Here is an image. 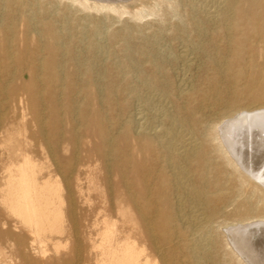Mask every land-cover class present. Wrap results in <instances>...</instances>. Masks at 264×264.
<instances>
[{
    "label": "bare ground",
    "instance_id": "1",
    "mask_svg": "<svg viewBox=\"0 0 264 264\" xmlns=\"http://www.w3.org/2000/svg\"><path fill=\"white\" fill-rule=\"evenodd\" d=\"M127 1L0 0V264H207L213 216L234 199L218 160L264 199V0ZM73 5L135 20L170 14V35L183 40L168 60L181 66L176 81L127 24L108 31ZM161 34L139 40L156 46ZM199 54L214 69L217 110L190 105L208 98L186 76ZM253 54L261 68H249ZM144 63L149 76L137 71ZM234 75L249 77L250 94L218 101V81L237 88ZM16 106L17 123L7 115ZM34 141L50 165L27 150ZM95 189L106 195L92 206ZM238 209L225 245L237 264H264V215Z\"/></svg>",
    "mask_w": 264,
    "mask_h": 264
},
{
    "label": "rangeland",
    "instance_id": "2",
    "mask_svg": "<svg viewBox=\"0 0 264 264\" xmlns=\"http://www.w3.org/2000/svg\"><path fill=\"white\" fill-rule=\"evenodd\" d=\"M130 1H127L125 4H131ZM64 4L68 5L65 1H61V2H59L58 6L61 7ZM72 7H76V8H72ZM70 9L75 11V13H78V16L87 15L88 17H96V18L98 17L99 18V16H100L101 17L100 19L104 18L101 20L103 22L102 25H104L102 27H104V29H106L108 31L111 29H116L120 26H123L124 24H127L131 28V33L133 34V40H132L133 42L132 43H134L136 45V44H138V42H144L147 44L146 45L147 51L150 52L151 54H154V57H156V59H158V60H164L165 59L163 61V63L161 64L162 70L166 74L165 78L168 81H171L173 83L176 81V75H178L177 73L180 71L179 68L181 66L179 65V63H176V62L173 65V64L169 63L168 60H171L174 56H176L177 49H179L180 44L183 42V40L181 38H174V36L170 35L171 34L170 32L172 31L171 30V23L174 20V18L169 16L170 14L163 16V13H156L154 16H146V17L142 18L141 20H135L130 16L129 13L119 15V14H114V13L112 14V13H109L106 11H102L101 13L95 14L91 10L83 11V10H81L80 7H78L76 5L71 6ZM154 27L161 30L162 34H161V37H159L158 44H156V46L151 47L148 45V42H147L150 39L148 38L144 41L139 40V35L143 34V33H148L150 31V28L155 29ZM136 28H140L141 32L135 31L134 29H136ZM184 42L187 43L186 41H184ZM75 46H77L75 48V51L78 52L80 50V48H82L83 44L75 45ZM114 48H117L116 45L114 46ZM152 50H153V52H152ZM210 53H211V50L210 51L207 50V54H210ZM117 56H119L118 53H117ZM252 56L253 57L251 58V61L253 62V64L250 65L249 68L251 66H254V63L258 64V67L261 68L260 65H261L262 61L259 58L255 57L254 54ZM102 57H104V55ZM195 57H196L195 62H194L195 68H193L191 71H189L190 73L188 72L186 74V76L189 77V81L191 83V89L192 90H198L199 89V90L203 91L205 93V95H207L208 98L206 100L201 101L197 97L193 101L190 102V105L192 106V105H197L198 103H200L202 106L205 107L204 110L206 112L209 111L208 109L217 110V109H219L218 108L219 106L217 108L212 107V105L210 106V104H212L211 100L213 101V99H211L210 96L213 95L212 90L215 87L214 81L212 80L214 69L212 68V66H209L206 63L207 61L205 60L204 56L199 54V56H195ZM244 57H246V56H244ZM86 58H87V56H84V59H86ZM247 58H244L242 60L243 63L247 62V60H246ZM243 63L238 68L241 70L248 69V64H243ZM138 67H139V69L137 70L138 73L143 72V74L145 76H149L150 70L148 69L146 63L138 65ZM236 69L237 68L229 69L228 71H226L227 75L233 74V72L236 71ZM234 76H236V78H235L236 87L237 88L242 87V89L244 90V91H241L242 95L237 94L238 93L236 91L237 88H235L233 85H228V82H226L224 80H219L218 85L220 86L222 91H220L219 96L217 97L218 99H220L218 101H221V102H228L229 101V102L235 103L237 101V100L234 101L235 99L240 98V97L244 98L250 94L252 88L249 87V83H248L249 77H247L246 75H234ZM139 97H140L139 100L141 102V100H144L145 93L144 94L141 93L139 95ZM126 101H131V98L129 95H127ZM133 102H135V101L132 100L131 103L133 104ZM7 113H8L7 114L8 117L15 118V122L16 123L18 122L19 110H18L17 106L14 108L9 107ZM29 122H30V118L27 116V118L25 120L26 131L27 132L34 131V128L32 127V125H29L30 124ZM12 131L14 133H16L19 131V128L14 127V129ZM85 140L86 139L81 138L80 147H82L84 145ZM14 148H15V146H14ZM26 148L28 151L32 152L31 155H33L35 159H37L39 161L46 162L44 165L48 166L51 164L49 158L44 160V156H46V151H45L44 145H40L39 143L34 141V142H30L26 146ZM61 149H64L65 152H61ZM66 150L67 149L64 145H62L61 148L58 147V149L56 150V155H57L58 159H61V157H63V155L68 154V151H66ZM218 161L222 164L221 166L227 172H229L231 174L229 176H230V179L232 180V181H229L227 183L221 184V185H223L222 187L224 188V190L222 192L224 194H229V193L233 194L234 199H233L232 203L227 202L224 206L220 207L219 210L217 211V213L213 216L215 218L212 222V227L207 232V236L209 237V240H210V246H209L207 256H205V257L208 260V261L206 260L207 264H213L214 262H216V264H237L236 261L234 260L233 256H231L228 247H226V245H225L226 239H225V236L223 235L222 230H224V228L227 225L236 222V220L238 219L237 216H238V212H239V209H238L239 206H242L246 203H249L251 206H253V208L255 207V210L257 211V213H259L260 215H264V199L262 197L263 196L262 194L260 196H258L256 193L252 192V189L248 185H246L245 183H242L241 179L237 176V174L230 167L225 165L224 159L218 160ZM2 162H3V158H0V173L2 171L1 170ZM256 166H259V165H255V167ZM243 176H245V175H243ZM262 190L264 193V187L262 188ZM101 191L102 190H100V189H95L93 191L90 190L88 192V198H89V204L90 205L93 206L96 203H100V201L104 198L105 192L102 191L103 192L102 193ZM83 208L86 209L85 206H83ZM130 213H131L130 215L133 216V213L132 212H130ZM186 213H187L186 209L181 211L182 215H185ZM64 253H67V252H65V251L60 252V255L61 254L65 255ZM64 257L68 258V257H71V255L70 256H64ZM84 261H88L89 262L88 264H91L90 258H83L82 257L81 264H84Z\"/></svg>",
    "mask_w": 264,
    "mask_h": 264
}]
</instances>
